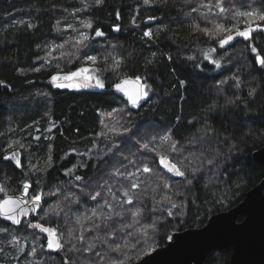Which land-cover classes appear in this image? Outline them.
<instances>
[{
    "label": "trees",
    "instance_id": "1",
    "mask_svg": "<svg viewBox=\"0 0 264 264\" xmlns=\"http://www.w3.org/2000/svg\"><path fill=\"white\" fill-rule=\"evenodd\" d=\"M84 1L0 0V185L16 193L27 180L32 185L30 195L42 193L41 207L29 221L13 226L0 219V228L8 229L0 232V264H64L65 258L69 264H94L96 251L131 264L164 245L172 232L200 227L211 214L233 206L264 176V166L252 158V152L264 145V68L255 63L256 55L264 56V31H254L251 41L239 37L221 48L220 36L209 37L193 27L230 25L235 23L234 10L259 8L264 0H223V7L229 9L225 13L200 7L207 0H149L148 4L144 0H104L100 6L95 0ZM83 18L92 24L87 29L93 37L89 46L65 44L73 31L69 25L74 27ZM114 25H119L118 31ZM97 28L105 33L103 37H95ZM149 30L151 38L144 36ZM249 43L257 48L256 53ZM58 45L64 49L55 47ZM49 52L54 56H48ZM85 54L99 58L96 64H88L105 87L53 86L50 77L76 70L85 64ZM113 59L122 61L116 71L109 68ZM212 60H219L220 67ZM122 77H140L143 85L151 87L137 107L106 90ZM253 88L255 92L249 96ZM229 100L236 103L229 104ZM105 125L131 131L115 135ZM150 130L156 132V138L158 131L171 132L178 151L167 149L168 155L174 162L183 161L181 168L191 184L163 169L155 153L139 148L136 141L151 140L147 137ZM101 132L107 136H99ZM37 136L39 140L34 139ZM113 143H120V151L103 157ZM17 150L21 168L3 159ZM181 151L190 156L183 158ZM100 157L109 162L97 164ZM121 162L128 171H134L140 162L154 169L139 176L143 183L134 190L133 203H124L122 208L119 201L125 198L121 192L130 188L132 178L111 175L116 168L125 171ZM192 169H197L194 176ZM77 175L83 179L77 181ZM164 181L168 189L163 187ZM97 192L100 195L92 199ZM162 195L170 196L177 207L168 202L154 204ZM105 201L111 209L102 207ZM49 206L56 210L45 215ZM136 209L141 211L134 218ZM93 210L100 215L84 219ZM106 216L111 218L105 220ZM36 221L56 228L64 247L54 253L47 251L44 233L27 227ZM96 224L100 227H94ZM128 224L132 227H122ZM145 224L155 225L147 238L139 235ZM108 233L113 234L108 244H120L119 253L95 239ZM12 235L19 237L18 244L9 243ZM89 243L96 247L83 252ZM73 245L81 250L70 251ZM20 247L23 252H18ZM33 247L36 253L30 256ZM230 253V248L215 249L204 263L227 264Z\"/></svg>",
    "mask_w": 264,
    "mask_h": 264
},
{
    "label": "snow or ice",
    "instance_id": "2",
    "mask_svg": "<svg viewBox=\"0 0 264 264\" xmlns=\"http://www.w3.org/2000/svg\"><path fill=\"white\" fill-rule=\"evenodd\" d=\"M104 3V0H95V4L97 6H100ZM149 0H144V4H148ZM200 7L207 8L211 10V8H216L219 10V13H225L228 12L229 9H226L223 7V0H216L215 4H212V0H207V3H201ZM192 11H197L196 8H193ZM120 18L119 13H117V19ZM232 18L235 21V23H232L230 25H225L222 23H215L214 26L210 28H199L198 24H194V29H198L199 31L203 32L205 35H208L209 37H216L220 36L219 39V46L223 48L225 45H229L231 41H233L236 37H241L245 41H251L253 39L252 33L254 31H264V5L261 7H248V8H242L240 10H234L232 12ZM133 23H135V17H133L132 20ZM244 25L243 28L240 27V25ZM82 26L84 28H91L92 24L90 22H82ZM29 28L33 27L31 24L28 25ZM69 27H71L69 25ZM75 31V29H73ZM114 30H119V25H114ZM105 33L97 28L95 29V37H103ZM151 30L145 31L144 36L151 38L152 37ZM93 39V37L89 36L87 33H80L78 35V38L75 39V44L80 47H88L89 45L86 43ZM67 43V41L65 42ZM39 47V45L37 46ZM55 47L63 48V45H58ZM249 47L251 48V51L253 53L257 52V48L252 46L251 43H249ZM211 51H215V49H212ZM51 55V52L48 54ZM63 55V54H62ZM155 56V54H153ZM208 55L205 54V59H208ZM98 57L95 55H84V63L88 64H96L98 61ZM171 59V57H169ZM189 59H192V57H189ZM212 63L216 65V67H220V61L219 60H212ZM122 61L120 59H113L112 63L109 65V68L113 71H116L120 68ZM148 63H152V61H148ZM255 63L261 68H264V56L262 55H256L255 57ZM35 71H39V69H35ZM95 69L81 66L77 68L75 71H69L64 74H53L50 77V80L53 84V86L57 88H65V87H75V88H87V87H98V88H104L105 85L100 78L99 75L94 74ZM238 80V78H237ZM73 81H78L76 83H73ZM94 82V83H93ZM136 83L139 85L140 83V77H137L135 81H132L128 78L122 79L119 83L114 84V88L122 92L128 100V103L132 107H137L139 105V102L143 99H146L148 97V92L151 91V87L147 84L143 85V87L138 88V90L135 93H132L128 90L126 85ZM184 82L181 81V84ZM220 83H224V81H221ZM239 86V83L238 85ZM255 92V89H251L248 93L249 96H252ZM237 100L239 97L236 98ZM229 104H235V100H229L227 101ZM113 112H116L117 109H113ZM122 111V110H121ZM108 116H112V112L107 113ZM52 127H55V124L52 125ZM105 128L108 129V132H111L115 135H126L131 131L128 127H121L117 128L115 126L109 127L108 125H105ZM46 131H51V128L47 129ZM99 136H107L106 132H101L98 134ZM34 139L39 140L40 137H34ZM156 137H152L151 140L148 141H142L138 139L136 141V144L139 145V148L143 150L144 152H152L155 153V156L159 159V165L165 169L167 172L172 173L176 176L185 177L188 184L192 183L191 179H187L186 171L182 170L181 165L183 164V161L174 162L168 154H166L164 151L160 150L164 145H168L170 151L175 152L177 151L176 142L172 139L171 132H166L164 135L159 136L160 144L157 145L155 143ZM11 147V145H9ZM22 148L23 145H20ZM72 151H76L73 149ZM90 151V150H89ZM120 151V143H113L108 149L107 152L103 153V157H107L110 154L113 156L117 154V152ZM80 155H86L85 153H79ZM3 159L5 161H9L10 163L14 164L16 168H21L22 160L20 159V155L18 150L12 151L9 154L4 155ZM49 161H51V156H49ZM125 160L128 159V157H124ZM109 161L106 159H103L102 157L97 158V164L104 163L107 164ZM129 164H133V161L128 160ZM209 164H213L214 160H208ZM121 167L125 169V171H120L119 168L114 169V171L111 173L113 176L122 177L123 179L127 180L129 178H132V182L130 184V188H124L121 192V196H123L125 199L123 201H119L121 208L123 207L124 203L132 204L133 200L135 198V191L140 188L142 181H139V176L145 173H153L154 169L150 167V165L146 162H140L138 166H135L134 171H128L127 165H124L123 162H121ZM32 169H36L35 165H31ZM193 176L195 175V172L197 169H192ZM71 172V169L66 172V174H69ZM77 181L82 180L83 178L79 175L75 177ZM160 179H163L160 177ZM139 181V182H138ZM32 187V185L26 180L22 185V191L19 195L10 194L8 191H6L5 187L0 185V219L10 221L12 225H20L22 223L21 217H26L29 213V211L35 213L37 208L41 206V200H42V193H35L34 195H29V189ZM163 187L165 189L169 188V184L167 181H164ZM109 192H112V189L109 188ZM131 193V194H130ZM54 195V193H52ZM100 193L97 192L95 196L92 197V199H96L97 196H99ZM113 199H117L115 194L113 193ZM164 202L171 203L172 208H176L177 204L172 202L171 197L168 195H162L160 196L159 200H153L154 204H162ZM102 207H108L109 209L112 208V205L109 204L107 201H105V204ZM55 207L49 206L48 209H45V215L49 211H55ZM155 211V209H153ZM140 209H136L132 212L133 217H137L140 215ZM58 214V213H57ZM118 216H121V212L115 213ZM100 214L96 212V210H93L92 216H86L84 219L91 220L92 217H98ZM168 215L172 216L173 213L171 210H168ZM110 216L104 217L105 220L110 219ZM44 217H40V220H43ZM77 223H80L78 220ZM134 223L139 224L138 220H134ZM28 228L32 229H38L41 233H45L47 235V249H50L52 251L60 250L64 247V244L61 243V234H58L57 229L53 227H46L44 224H42L39 221L36 222H29L27 224ZM94 227L99 228L100 225L96 224ZM122 227H128L131 228L132 225H123ZM155 227L154 224H145L140 227L139 229V235L140 237L147 238L149 234V229H153ZM0 232L7 233V228H0ZM72 233L69 231V236L71 237ZM128 235H132V233H128ZM113 238L112 233H108L105 238L101 239L100 237H96V240H99L101 244H104L108 247L109 251L111 252H117L120 251V244H116L114 247L110 244H108V241ZM80 240H83L84 237L81 235L79 237ZM10 244H18L19 243V237L16 235H12L11 240L9 241ZM64 243H68V241H65ZM136 243H140V239L136 240ZM96 247L95 243H89L87 247L83 248V252H91ZM134 247V245H133ZM75 249L76 251H80L81 249H76V246L73 245L72 249H69L70 251ZM2 251V250H0ZM23 247H20L18 249V252H23ZM36 253V248L33 247L31 249V252L28 253V255H34ZM95 257L98 259L94 262V264H105L107 261V264H125V260L119 259V258H109L108 253L101 251L95 252ZM17 259H19V256H17ZM64 264H69V261L67 258L64 260ZM74 264V262H72ZM89 264H93V262H89Z\"/></svg>",
    "mask_w": 264,
    "mask_h": 264
},
{
    "label": "water",
    "instance_id": "3",
    "mask_svg": "<svg viewBox=\"0 0 264 264\" xmlns=\"http://www.w3.org/2000/svg\"><path fill=\"white\" fill-rule=\"evenodd\" d=\"M124 78L135 81L137 77H122L114 84ZM113 85L106 90L128 103L127 97ZM126 87L135 93L138 88L143 87V83L140 80L139 85L132 83ZM1 90L0 80V92ZM252 158L264 166V145L252 152ZM21 191L22 186L12 194L19 195ZM40 207L35 213L29 211L26 217H21V221H29L35 217ZM240 216L241 219L238 220ZM3 221L11 224L10 221ZM44 235L46 250L56 252L47 249V235ZM227 248L231 249L227 264H264V176L233 206L211 214L200 227L172 232L164 245L154 248L131 264H205L209 252Z\"/></svg>",
    "mask_w": 264,
    "mask_h": 264
},
{
    "label": "rangeland",
    "instance_id": "4",
    "mask_svg": "<svg viewBox=\"0 0 264 264\" xmlns=\"http://www.w3.org/2000/svg\"><path fill=\"white\" fill-rule=\"evenodd\" d=\"M85 1L83 0V3H84ZM81 3H82V1H81ZM82 5V4H81ZM87 5V4H86ZM85 5V6H86ZM214 12H216V11H214ZM217 13V12H216ZM82 22H86V19L85 18H83V20H81V21H76V23L77 24H75V26L73 27V26H71L70 27V30H73V29H75V31L73 30L72 31V34L70 35V39H68V40H66L67 41V44L69 43V45L71 44V46L72 47H75V46H77L76 44H75V39L76 38H78V35L80 34V33H87L88 34V28H84L83 26H82ZM210 27V26H209ZM243 28V27H242ZM72 37H73V39H72ZM87 43V42H86ZM66 44V43H65ZM78 48V47H77ZM63 49H64V46H63ZM51 55H53V54H51ZM50 55V56H51ZM49 56V55H48ZM54 56V55H53ZM45 62H48V61H45ZM81 66H85V67H89V68H92L93 69V65H91V64H83V65H81ZM80 66V67H81ZM75 71V70H74ZM60 74H64V73H60ZM76 82H78V81H73V83H76ZM94 83V82H93ZM75 88V87H74ZM118 114H119V112H117V114H115V117L116 116H118ZM161 131H163V130H161ZM161 131H158V133L157 134H159V136H161L160 134H162V135H164L165 133H166V131L164 130V132H161ZM155 134H156V132H153V131H149V133L147 134V137H150L151 139H152V137H156L155 136ZM159 136H158V138L156 139V141H155V143L156 144H160V141H159ZM162 150H165L166 151V154H169V152L167 151V149H169V147H168V145H164L162 148H161ZM170 150V149H169ZM178 151V150H177ZM119 154V153H118ZM181 154H182V157L183 158H185V157H188V156H190V153H188V152H182L181 151ZM117 155V154H116ZM120 155V154H119ZM120 162V159L118 160V159H116L115 160V162ZM122 169V168H121ZM10 194H12V193H10ZM30 195V194H29ZM25 221V220H24Z\"/></svg>",
    "mask_w": 264,
    "mask_h": 264
}]
</instances>
